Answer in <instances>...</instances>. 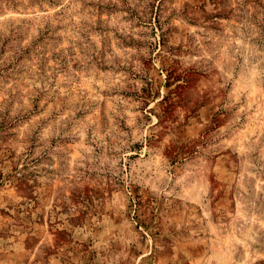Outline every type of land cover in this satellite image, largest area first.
Returning a JSON list of instances; mask_svg holds the SVG:
<instances>
[{
    "label": "rangeland",
    "instance_id": "1",
    "mask_svg": "<svg viewBox=\"0 0 264 264\" xmlns=\"http://www.w3.org/2000/svg\"><path fill=\"white\" fill-rule=\"evenodd\" d=\"M0 264H264V0H0Z\"/></svg>",
    "mask_w": 264,
    "mask_h": 264
}]
</instances>
